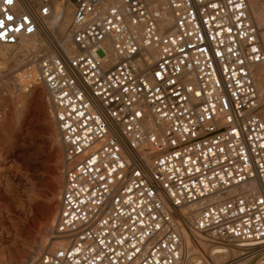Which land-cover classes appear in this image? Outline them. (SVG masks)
Here are the masks:
<instances>
[{"label": "built area", "instance_id": "2783aa9c", "mask_svg": "<svg viewBox=\"0 0 264 264\" xmlns=\"http://www.w3.org/2000/svg\"><path fill=\"white\" fill-rule=\"evenodd\" d=\"M67 1L0 0V44ZM73 5L76 52L35 60L64 146L61 246L26 264H186L187 225L264 264V0Z\"/></svg>", "mask_w": 264, "mask_h": 264}, {"label": "rangeland", "instance_id": "374dc122", "mask_svg": "<svg viewBox=\"0 0 264 264\" xmlns=\"http://www.w3.org/2000/svg\"><path fill=\"white\" fill-rule=\"evenodd\" d=\"M73 3L74 0H68L64 5L71 21ZM256 11L258 21L264 24V13L258 7ZM50 39L54 45L55 41ZM22 48L23 44L16 47L0 44V79L15 75L23 83L12 82L7 86L0 82V112L3 113L0 121V264H25L48 252L65 183L64 150L62 148L61 163L51 161L56 142L50 136L40 102L33 95L35 87L43 86L35 82L32 87H26L32 83L24 79L27 74L32 77V71H36L37 54L41 51L50 53L44 49H31L16 62L15 55ZM49 117L52 119V113ZM57 165L64 179L58 194L53 195L49 192L52 182L49 170ZM54 199L58 202L57 208L46 221L44 215Z\"/></svg>", "mask_w": 264, "mask_h": 264}, {"label": "bare ground", "instance_id": "6f19581e", "mask_svg": "<svg viewBox=\"0 0 264 264\" xmlns=\"http://www.w3.org/2000/svg\"><path fill=\"white\" fill-rule=\"evenodd\" d=\"M103 1L106 4H115V3H120L121 0H103ZM260 15H261V13H260ZM168 16H170V15H168ZM71 22H72L71 21V15L68 12V9L63 10V16L61 17V19L57 18V16H54L50 19L45 20V22L43 24L42 32H40L39 34H37L33 37L26 38L20 43V44H23V48L21 49V51L16 53L17 54V55H15L16 62L19 61V59L25 57L27 51H29L31 49H37V50L44 49L52 55L56 53L55 48L65 52L67 54L75 53L76 50H75V47L73 46L72 39H71L70 34H69V28H70ZM170 24H171L170 22L166 23V25L168 27L170 26ZM50 38H52L55 41L54 45H56V46L53 45ZM13 47H16V46H13ZM155 56H156V52H155ZM262 66L263 65H259L256 67L255 76H256L257 86H258L259 92L262 96V103H264V79H263L264 66L263 67ZM37 73H38V67L36 65V71L33 70L31 73L32 77L29 74L24 76V79H28V81H30V83H32V85H27L26 87L30 88V86L32 87L33 85H35ZM2 81L7 86H9L12 82H15V83L19 82L20 84L23 85V83H21V79H19V77L15 76V75L7 76L4 78V80L0 79V82H2ZM5 84H4V86H5ZM33 95H35L38 98V101L40 102L41 109L43 111L44 120L49 124L48 128L50 131V136L52 138H54L55 142H56L53 146V150H52V154H51V161L59 164L62 161V148L64 150V146H63V143L61 140V134H60V131H59V128H58V125H57L55 118L53 117V115H52V119H51V117H49V113L50 114L52 113L51 112L52 106L49 102V99L47 100V92H46L44 87H42V88L41 87H35L33 90ZM57 128H58L59 132L57 131ZM59 135H60V139H59ZM59 141H60V143H59ZM58 167L59 166L57 165V166L51 167V170H49V171H51L50 173L52 175V182L50 183V186H49V192L53 195L58 194L59 189L61 188V183H63L62 179H64L62 176L63 173L61 174ZM64 167H65V158H64ZM64 175H65V172H64ZM60 198H61V196H60ZM60 204H61V202H60ZM57 205H58V202H57V200L54 199V202L52 203V205H50V208L46 211V213L44 215L46 221L51 216V214L53 212H55ZM55 223H54L52 230H51V236H50L51 244H50V246H48L50 251L55 250L61 246V243L59 242V240H57V236H55V230H54ZM187 228H188L189 233L187 234V237L185 239L186 264H192L194 261L199 260V259H203V264H209L210 262H212V264H255L256 258L254 256V253L251 251L245 250L243 248V246H245V245L223 243L225 245L224 247L227 248V253L226 254H223V253L222 254H213L212 250H214V248H212V247L210 248L208 243L204 241L203 237L199 233H196L192 229L191 225H187ZM42 231H44V230H42ZM32 238H34V237H32ZM39 242H41V241H39ZM49 250H48V252H49ZM15 253H16V250H15ZM17 257H19V255L16 256V258ZM36 258H33L32 260H30L28 262H31V261L35 260ZM28 262H26V263H28Z\"/></svg>", "mask_w": 264, "mask_h": 264}]
</instances>
